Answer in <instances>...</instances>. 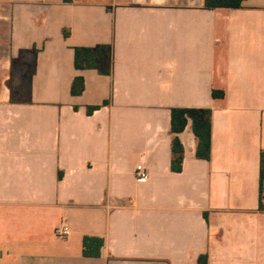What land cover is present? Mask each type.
<instances>
[{
	"label": "crops",
	"instance_id": "obj_1",
	"mask_svg": "<svg viewBox=\"0 0 264 264\" xmlns=\"http://www.w3.org/2000/svg\"><path fill=\"white\" fill-rule=\"evenodd\" d=\"M204 3L0 0V264H264V0ZM99 46L111 74L77 69ZM178 107L212 110L211 158L189 121L179 172Z\"/></svg>",
	"mask_w": 264,
	"mask_h": 264
},
{
	"label": "trees",
	"instance_id": "obj_2",
	"mask_svg": "<svg viewBox=\"0 0 264 264\" xmlns=\"http://www.w3.org/2000/svg\"><path fill=\"white\" fill-rule=\"evenodd\" d=\"M71 2V0H64ZM246 0H205L207 9H239L243 7ZM65 37L69 32L65 31ZM111 53L108 46L76 47L75 66L77 69H98L101 73L111 74ZM85 84L82 77H77L72 85V92L75 95L81 94ZM214 97H223L224 93L214 91ZM98 109V106L89 107V113ZM191 121L193 132L197 138L196 156L201 159L211 158V137H212V110L208 108H173L171 110V133L172 137V168L174 171H181L184 158V147L179 138V134L185 130ZM261 179H264V152L262 153ZM262 209V204H261ZM104 244L102 238L84 237V255L100 256L101 248ZM199 264H208V255L202 254L198 259Z\"/></svg>",
	"mask_w": 264,
	"mask_h": 264
},
{
	"label": "built area",
	"instance_id": "obj_3",
	"mask_svg": "<svg viewBox=\"0 0 264 264\" xmlns=\"http://www.w3.org/2000/svg\"><path fill=\"white\" fill-rule=\"evenodd\" d=\"M135 177L137 181H145L149 178V170L139 164L135 170ZM56 233L59 237H67L71 234V230L65 223H61L57 226Z\"/></svg>",
	"mask_w": 264,
	"mask_h": 264
}]
</instances>
